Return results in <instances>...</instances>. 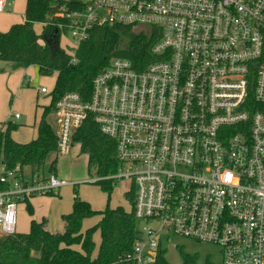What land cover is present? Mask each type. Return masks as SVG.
Instances as JSON below:
<instances>
[{"label":"built area","instance_id":"2783aa9c","mask_svg":"<svg viewBox=\"0 0 264 264\" xmlns=\"http://www.w3.org/2000/svg\"><path fill=\"white\" fill-rule=\"evenodd\" d=\"M42 1L56 6L72 63L95 26L161 30L144 69L113 58L88 100L71 91L56 104L61 155L92 116L117 143L118 170L90 183L135 187L143 225L132 252L111 264H156L169 235L217 246L222 264H264V0ZM13 2L0 0V12ZM0 184V235L16 233L21 202L73 185L4 165Z\"/></svg>","mask_w":264,"mask_h":264},{"label":"trees","instance_id":"16d2710c","mask_svg":"<svg viewBox=\"0 0 264 264\" xmlns=\"http://www.w3.org/2000/svg\"><path fill=\"white\" fill-rule=\"evenodd\" d=\"M55 11L52 3L27 0L25 21L14 23L8 31L0 33V60L24 68L37 66L42 76L56 75L52 101L42 107L35 139L17 142L13 132L19 125L13 122L5 123L6 128L0 130V166L4 165L7 170L20 166L24 179L47 180L57 173L60 132L55 131L49 117L56 114V104L65 93L78 92L88 100L94 78L113 58L128 59L137 70L157 59L152 47L161 37L160 29L114 23L95 26L78 48L77 62L72 63L60 42L59 20L51 16ZM37 22L45 24L40 33L35 29ZM74 145H80L81 153L88 155L90 174L104 177L117 172V143L101 132L92 116L73 132ZM26 168L31 171L30 177L26 176ZM97 183L108 192L113 189V180ZM5 188L6 185L0 184V190ZM134 191L133 186L127 194L131 211L122 206L98 211L76 194L72 211L63 215V231H51L47 219H43L33 220L27 233L0 236V264H111L119 260L132 252L138 239V220L133 213ZM29 199L25 203L32 212ZM97 216L99 222L83 231L84 221ZM98 231L101 242L96 250L94 236ZM166 256L167 249L160 248L156 264H171ZM183 261L197 264V257L183 255Z\"/></svg>","mask_w":264,"mask_h":264},{"label":"rangeland","instance_id":"374dc122","mask_svg":"<svg viewBox=\"0 0 264 264\" xmlns=\"http://www.w3.org/2000/svg\"><path fill=\"white\" fill-rule=\"evenodd\" d=\"M27 0H14L10 10L0 12V33L8 31L16 22L25 21ZM38 33L42 26L36 25ZM70 40V35L66 34ZM16 64V63H15ZM0 63V122H13L19 128L13 132L16 141L30 142L37 137V126L42 117V107L50 105L56 83V75H40L36 66L23 68L14 66L7 68ZM26 80V82H25ZM46 88L48 93L40 94L39 90ZM19 114L21 119L14 118ZM56 132H60L56 114L49 117ZM6 128V125L3 129ZM59 178L72 182L56 191L54 195H37L30 198L32 212H29L25 202L17 209V233L30 231L33 220L40 222L48 219L55 229L53 232H61L64 229L63 214H69L73 208L74 197L77 194L82 200L91 203L93 208L102 211L107 207L116 208L122 206L126 211H131L132 205L127 199L130 191L128 180L113 181L111 192L102 189L101 184L90 183V179H96L95 173L88 171V157L82 154L80 147L74 145L68 153L59 158L57 173ZM26 176H31L30 169L26 168ZM86 221L84 224L87 226ZM138 225H143L142 221ZM99 232H97V235ZM3 236V235H0ZM100 240V238H99ZM167 249V260L171 264H184L183 255H195L197 264H222L223 257L220 249L211 244L198 243L176 235H169L163 243Z\"/></svg>","mask_w":264,"mask_h":264},{"label":"crops","instance_id":"0c3cea01","mask_svg":"<svg viewBox=\"0 0 264 264\" xmlns=\"http://www.w3.org/2000/svg\"><path fill=\"white\" fill-rule=\"evenodd\" d=\"M8 10H10V8L8 9ZM16 23H20V22H16ZM14 24V23H13ZM12 24V25H13ZM11 27V26H10ZM0 63H3V64H6L7 66V68H10V67H14V66H20V65H18V64H15V63H13V62H8V61H2V60H0ZM21 67V66H20ZM37 67V66H36ZM24 68V67H23ZM28 68V67H27ZM38 68V67H37ZM38 71H39V69H38ZM25 82H26V80H25ZM41 90V89H40ZM39 90V93L40 94H45V93H41V91ZM47 93H48V90H47ZM14 118H15V115H14ZM19 119H21V116L18 118V120ZM5 123H1L0 122V130L1 129H3V127L5 126L4 125ZM18 142V141H17ZM20 143H27V141H19ZM79 147H80V145H78ZM87 157H88V155H87ZM70 186V185H69ZM32 198V197H31ZM29 203H30V199H29ZM90 203V202H89ZM21 204V203H20ZM19 204V205H20ZM31 204V203H30ZM91 204V203H90ZM19 207V206H18ZM93 207V206H92ZM63 215H65V214H63ZM49 219V218H48ZM47 219V221H48V227H49V229L51 230V231H55V229L56 228H54L53 226H52V224H51V222L49 223V220ZM99 220H100V217L99 216H97V217H95V218H91V219H87V220H85L84 221V223L86 222V221H88L87 222V226H85V224H83V231H85V230H87L88 228H90V227H92V226H94L95 224H97L98 222H99ZM63 221V220H62ZM64 223V222H63ZM17 225H18V222H17ZM64 230V229H63ZM16 232H17V228H16ZM99 232V231H98ZM27 233V232H26ZM99 238H100V240H99ZM94 241H95V244H96V250L99 248V245H100V242H101V236H100V232H99V234L97 235V233L95 234V236H94ZM75 249H80V247L79 246H75L74 247Z\"/></svg>","mask_w":264,"mask_h":264}]
</instances>
